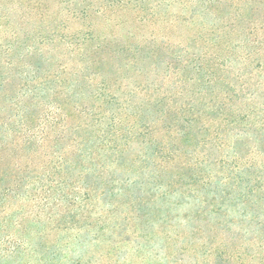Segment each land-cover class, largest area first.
Segmentation results:
<instances>
[{
    "label": "trees",
    "instance_id": "trees-1",
    "mask_svg": "<svg viewBox=\"0 0 264 264\" xmlns=\"http://www.w3.org/2000/svg\"><path fill=\"white\" fill-rule=\"evenodd\" d=\"M24 1L21 25L38 27L20 44L0 9V264L23 258L3 241L32 204L37 235L43 217L68 231L97 204H128L158 235L153 217L166 229L184 209L191 233L162 237L180 256L264 264L261 2L184 0L171 15L161 1L149 18L150 0ZM90 12L107 32L95 50L90 28L69 31Z\"/></svg>",
    "mask_w": 264,
    "mask_h": 264
},
{
    "label": "rangeland",
    "instance_id": "rangeland-1",
    "mask_svg": "<svg viewBox=\"0 0 264 264\" xmlns=\"http://www.w3.org/2000/svg\"><path fill=\"white\" fill-rule=\"evenodd\" d=\"M11 1L0 0V9L4 14L1 23H5L4 19L8 17V13L9 15L11 14V24L15 26L13 29L20 28L22 30L17 29L19 30L18 40L20 44V40L25 39L24 35L26 32L38 27L35 26L38 22L35 21L36 19H32L31 24L23 28L24 26L21 25L23 21L22 15L29 12V9H26V2L24 0H13L10 3ZM256 1L261 2L259 5L261 12L259 14L262 18L264 16V0ZM149 2H152L149 4V9L152 12L147 9L150 18L151 14L156 12L158 8L157 4L160 2L162 9L168 12V14L173 15L179 13L180 9H182L181 4H183L184 0H150ZM166 5H169V7L165 8ZM143 6H147L146 3ZM8 8L10 9L9 12ZM142 14L143 12H141ZM103 18L101 15L90 12L87 17L71 21L69 31L81 34L90 28L89 30H92V34L91 38L87 40L86 45L90 49L95 50L98 43L105 41L107 32L106 25L104 26L105 19ZM3 34H5L4 29L0 33V40ZM126 170L127 168H123L124 176L129 175ZM124 200L128 203L130 196L128 195L121 201ZM158 203L160 202H156L157 209L159 208ZM29 205L31 204L29 203ZM190 208L192 209L193 205ZM34 209L32 204L24 212V218L27 222L17 225L16 218H21L23 215L19 213L7 223L11 233L19 239L3 241V249L16 252V255H21L23 258L15 256V258L9 259L2 264H46L52 258L50 254L52 251H55V257H60L57 259L56 264H192L194 261L193 256L188 253L190 251H187L183 256L179 255L180 252H175L177 247L184 245L182 241L162 240V237L165 238L166 236L173 237L176 240L178 238L176 237V233L181 231L182 235L191 233V229L195 224L190 223L188 225L187 223L186 225L185 223L184 225V219H182L185 213L184 209L175 211L176 208H173L171 210L170 224L166 229L161 222H157V217H153V220L157 223L158 232L163 231V233H158V235H161L160 238L152 230H146L144 226L145 222L140 220L138 212H133L128 204L126 206L122 205L114 212L107 206L103 207L102 204L94 205L93 208L86 209L85 211L73 212L71 215H76V217L72 221L79 219V224L68 231L56 229V225L47 222L49 216L48 218L43 217L40 222L43 231L37 232L39 236L36 234L37 229L31 225L32 221H30L31 218H34ZM29 211H31L32 217L28 215ZM135 215L139 220L125 221V217H133ZM175 217L178 219H175ZM98 218L99 220H97ZM140 233H143L146 239H142ZM152 237L154 238L152 239ZM217 240L220 241V236ZM202 241L195 242L201 243ZM168 242L173 247H168L164 251L165 248L163 247ZM178 260L179 263H177Z\"/></svg>",
    "mask_w": 264,
    "mask_h": 264
}]
</instances>
